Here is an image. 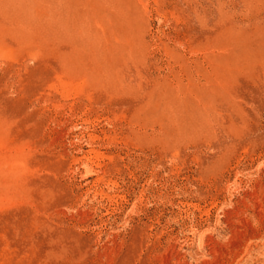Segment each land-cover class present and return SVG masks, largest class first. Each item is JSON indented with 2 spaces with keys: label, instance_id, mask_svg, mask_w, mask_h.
<instances>
[{
  "label": "rangeland",
  "instance_id": "rangeland-1",
  "mask_svg": "<svg viewBox=\"0 0 264 264\" xmlns=\"http://www.w3.org/2000/svg\"><path fill=\"white\" fill-rule=\"evenodd\" d=\"M0 264H264V0H0Z\"/></svg>",
  "mask_w": 264,
  "mask_h": 264
}]
</instances>
